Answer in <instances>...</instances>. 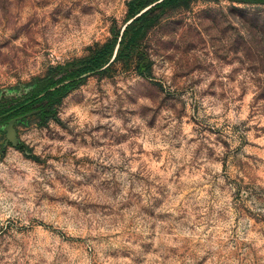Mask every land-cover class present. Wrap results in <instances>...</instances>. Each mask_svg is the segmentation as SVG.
<instances>
[{"label": "rangeland", "instance_id": "obj_1", "mask_svg": "<svg viewBox=\"0 0 264 264\" xmlns=\"http://www.w3.org/2000/svg\"><path fill=\"white\" fill-rule=\"evenodd\" d=\"M128 1L0 0V97L107 42ZM149 16L146 75L85 74L15 144L0 117V264H264V4Z\"/></svg>", "mask_w": 264, "mask_h": 264}, {"label": "trees", "instance_id": "obj_2", "mask_svg": "<svg viewBox=\"0 0 264 264\" xmlns=\"http://www.w3.org/2000/svg\"><path fill=\"white\" fill-rule=\"evenodd\" d=\"M187 1L189 0H129L123 29L113 32L107 42L95 47L86 57L52 67L45 76L33 79L18 92L1 96L0 115H3V122L7 124L19 116L24 118L27 113L37 115L42 122L55 119L57 105L81 82L85 74L107 71L114 61L127 63L135 57L137 66L144 67L141 74L146 75L150 64L145 53L140 50V40L144 29L154 21L149 16L150 13L155 9L162 11L175 8ZM230 1L264 4V0Z\"/></svg>", "mask_w": 264, "mask_h": 264}, {"label": "water", "instance_id": "obj_3", "mask_svg": "<svg viewBox=\"0 0 264 264\" xmlns=\"http://www.w3.org/2000/svg\"><path fill=\"white\" fill-rule=\"evenodd\" d=\"M28 115H31V113H27V114L25 115V117L28 116ZM21 118H22L21 116L16 117V118H14V119L8 121V123L6 124V125H7L6 127H7V129H8V137H7V138H8V140H9L11 143H13V144H15V140H14V137H13L14 132H13L11 126L13 125V123H14L15 121H17V120H19V119H21Z\"/></svg>", "mask_w": 264, "mask_h": 264}, {"label": "flooded vegetation", "instance_id": "obj_4", "mask_svg": "<svg viewBox=\"0 0 264 264\" xmlns=\"http://www.w3.org/2000/svg\"><path fill=\"white\" fill-rule=\"evenodd\" d=\"M7 114V113H6ZM3 115H0V117H2ZM7 121V120H6Z\"/></svg>", "mask_w": 264, "mask_h": 264}]
</instances>
